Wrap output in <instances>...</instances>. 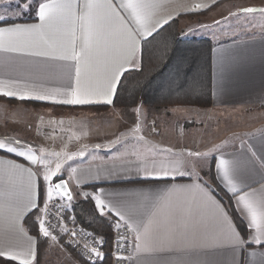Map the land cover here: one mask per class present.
Masks as SVG:
<instances>
[{"label":"crops","instance_id":"1","mask_svg":"<svg viewBox=\"0 0 264 264\" xmlns=\"http://www.w3.org/2000/svg\"><path fill=\"white\" fill-rule=\"evenodd\" d=\"M42 2L46 0L37 3L34 20H16L0 26L39 24L37 10ZM60 2L62 0H57ZM69 2L78 14L77 5L82 6L86 0ZM97 2L102 5L105 0ZM108 2L115 6L117 16L129 29L137 33L143 31L132 10L121 7L129 0ZM140 2L146 5L140 9V15L148 31L154 33L169 20L177 18L181 37L211 39V106L201 108L204 110L193 106H171L153 111L137 104L130 110L134 114L141 113L139 120L135 119L136 115L130 120V116L123 113L118 123L112 120L103 124L87 106L108 105L106 109L109 110L122 109L106 103L102 96L89 97L93 102L85 105L20 99L48 94L54 95L57 101L70 98L64 93L70 83L74 85L73 62L54 58L63 54L60 45L71 39L73 28L79 50L82 27L75 16L65 22V9L56 10L59 23L55 30L48 31V43L35 38L33 45L20 46L17 51L0 49V96L15 100L12 104L0 100V142L16 148V152H9L7 147L0 149L8 154L0 153V251L10 254L0 257L18 264L25 259L31 260V264H87L64 246L60 238L52 234L46 238L39 232L37 218L42 219L49 184L44 175L49 169L55 171L59 163L61 170L50 183L54 185V178L61 176L69 186L72 199L90 198L96 208V197H99L107 206L103 215L120 220L116 215L119 211L125 216L123 222L133 232L131 264H202L205 261L208 264H262L264 261V240L256 244L250 239L257 231L249 227L250 215L242 204L237 203L238 197L245 193L249 199L264 195V126L259 127L264 122L247 128L242 120L237 128L225 129L219 136H210L206 128L200 131L195 125L204 122L206 127H216L219 132L218 128H223L226 121L216 125L218 118L213 116L217 112L264 108V0ZM249 7L256 11H242ZM106 13L105 7L92 9L93 18L103 19ZM116 24H119L118 20ZM146 37L136 36L134 57H130L133 62L124 63V69L138 66L140 42ZM117 45L122 51L129 47L126 41L117 40ZM10 46L15 45L6 41L5 48ZM8 92L15 95L8 96L5 94ZM110 95L113 99L114 93ZM203 112L209 117L195 121ZM181 118L188 119L191 126L179 131L176 126L186 124ZM120 123L125 129L106 134L112 125L117 128ZM141 123L147 128L139 131L142 137L139 144L119 143L132 139L129 136L133 134L132 129L128 127ZM170 127L173 131L167 130ZM199 139L207 141L209 157L205 160L190 155L197 153L194 143ZM20 152L34 155L37 163L33 164L27 155H19ZM81 152L83 155H79ZM221 158L247 162L241 178L234 181L235 193L230 191L231 186L217 167ZM163 169L170 174L163 175ZM207 170L211 172L206 173L210 180L201 174ZM212 176L230 196L247 228L245 235L239 232L226 205L211 190ZM52 198L58 199L55 193ZM30 200L36 202L37 208L31 207ZM69 204L68 200L64 205L66 211ZM35 209L38 210L35 219L38 235L42 238L40 244L37 235L23 222ZM144 225L160 238L155 252L136 251L135 236L137 230L143 232ZM229 229L246 241L243 248L234 247L232 241L222 235ZM168 248H174L179 255L162 251ZM200 249L203 254H194V250ZM29 250L36 253L35 259L27 255ZM252 253L255 255H250ZM12 255H18L19 259H12Z\"/></svg>","mask_w":264,"mask_h":264},{"label":"snow or ice","instance_id":"2","mask_svg":"<svg viewBox=\"0 0 264 264\" xmlns=\"http://www.w3.org/2000/svg\"><path fill=\"white\" fill-rule=\"evenodd\" d=\"M0 3L11 4L15 3L20 11L16 12L15 15L21 16L24 12L28 11L32 6V0H0ZM79 13L76 14L73 11V5L69 0H62L57 3V0H46V2L39 3L37 10V17L40 21L39 24L33 25H19L15 24L12 26H0V49L6 51H17L20 46L33 45L38 38L44 43H48L47 34L48 31L56 29L59 23V18L56 15L57 9L67 10V15L63 18L65 22H70L71 17L75 16V19L81 22L82 36L80 37L79 50H77V37L75 35V29H71V39L60 46L63 49V54L55 57L54 59L61 61H71L74 66L75 80L74 85L69 84L65 95L70 98L63 101H57L54 99V95H39L36 97L22 96L20 99H38L41 101H52L54 103H64L69 105H85L92 103L89 99L91 96H102L104 101L108 104L112 103V96L110 94L115 93L118 87V82L123 71L124 63H132L130 57H134V46L137 35L151 36L152 32L146 28V23L143 17L140 15V9L146 7L145 4L141 3L140 0H129L128 3L122 4L121 7L132 10L134 18L138 25L143 29L142 32L137 33L127 27L122 19L116 14V8L108 0H105L104 4H100L97 0H86V2L80 6ZM97 7H105L107 13L103 19L93 18L92 9ZM245 13L255 12L256 9L249 7L242 10ZM8 17L0 15V24H6ZM119 24H116V21ZM117 40L126 41L129 45L127 51H122L118 45ZM9 45H15L5 48V42ZM37 55H43L44 53H36ZM222 62V60H221ZM8 96H14L15 93H5ZM19 143V141H17ZM7 147L9 152H16L15 147H8L5 143L0 142V149ZM19 155H27V159L32 161L33 164L37 163L34 155H28L26 152H20ZM55 155H60L55 153ZM67 155V154H66ZM83 155V153H79ZM199 157L200 153H190ZM179 165H177L178 167ZM247 162L242 160L228 161L221 158L218 162L217 167L222 170L224 180L231 186L230 191L235 193L237 191L235 187V179L241 178L242 171L246 168ZM61 170V165H56L55 171L51 169L44 175V180L49 181L46 189V200H51L53 193L57 196L66 197L69 201L72 200V196L67 188V183L61 181L60 183H50L52 177L55 176ZM163 175L168 176L170 173L167 169H163ZM183 174V173H181ZM199 187V186H197ZM238 204H242L243 209L247 210L250 215L249 227H254L257 231V235L252 236V239L256 244H260L264 240V195H261L257 199H249V195L245 193L238 197ZM32 208H37V204L34 200H30ZM96 208L100 210L101 215L104 214L103 210L105 207L104 200L96 197ZM111 211V209H109ZM116 215L121 221L125 220V216L121 212L117 211ZM38 219L39 232L44 237H49L50 233L47 227H45V221ZM117 227L120 225L117 224ZM67 231V229H65ZM75 235V233H73ZM227 239L231 240L234 247L243 248L246 241L242 240L239 235L228 231L222 233ZM55 239V237H53ZM136 251L138 253H152L157 251V245L161 242L160 238L155 235L147 225L143 226V232L137 230L135 236ZM142 241V243H141ZM171 242V239L170 241ZM101 243H103L101 239ZM170 253L178 252L174 248H168L166 250ZM91 253L97 258H103V254L96 248L91 249ZM194 254L201 255L203 250H194ZM10 255L9 253L0 251V256ZM32 259H35L36 253L29 250L27 253ZM250 255H255L254 253ZM12 259H19L18 255H12ZM22 264H31V260L25 259ZM202 264H208L207 261ZM264 264V261H262Z\"/></svg>","mask_w":264,"mask_h":264},{"label":"trees","instance_id":"3","mask_svg":"<svg viewBox=\"0 0 264 264\" xmlns=\"http://www.w3.org/2000/svg\"><path fill=\"white\" fill-rule=\"evenodd\" d=\"M36 6L37 4L20 19H7L6 23L16 20H34ZM212 49L211 39L181 37L178 19L169 20L151 36L141 40L138 66L123 72L111 105L130 110L141 103L153 111L171 106L210 107L212 104ZM0 100L8 104L15 103L14 99L4 96H0ZM90 107L104 110L108 105L87 106V108ZM0 153L8 155L1 150ZM211 178L212 182L209 184L211 190L226 205L239 232L245 235L247 228L236 212L230 196L224 192L214 176ZM59 179L61 176H56L54 181ZM39 193L41 196V189ZM37 212V209L31 211L25 216L23 222L31 233L37 235L40 244L42 238L38 235L35 219ZM66 215L72 216L76 223L92 233L104 235L109 239V222L112 218L101 215L90 198L72 199ZM0 264L18 263L0 257ZM100 264H106V262Z\"/></svg>","mask_w":264,"mask_h":264},{"label":"built area","instance_id":"4","mask_svg":"<svg viewBox=\"0 0 264 264\" xmlns=\"http://www.w3.org/2000/svg\"><path fill=\"white\" fill-rule=\"evenodd\" d=\"M66 208L59 199L52 198L43 203L45 227L49 233L60 238L64 246L70 248L87 264H131L133 258V232L129 225L118 219L109 222L110 237L96 235L66 215ZM120 226L117 227L116 225ZM67 229V231H65ZM75 233V235H73ZM101 239L103 243H101ZM96 248L103 254L97 258L91 253Z\"/></svg>","mask_w":264,"mask_h":264},{"label":"rangeland","instance_id":"5","mask_svg":"<svg viewBox=\"0 0 264 264\" xmlns=\"http://www.w3.org/2000/svg\"><path fill=\"white\" fill-rule=\"evenodd\" d=\"M39 1L40 0H32L31 8L28 11L24 12L23 15H21V16L15 15L16 12L20 11V9L17 7V5L15 3L11 4V6H8L7 4L0 3V15H5L8 17V19H20L21 17L25 16L28 12H30L31 9H33ZM138 107L146 108V106L141 104V103L138 104ZM196 108L198 110H204V109H201L199 107H196ZM130 111L131 110H129V109L128 110L122 109L121 111H118L117 109H112V110L105 109V111L92 109L90 111V113L94 114V116H99L98 119H100L103 124L110 122L112 120L114 122L118 123V121L120 120L119 117H121L123 115V113L129 115L130 120L132 119V116L134 118L135 115H136L135 119H137V120L140 119L141 113L139 111L137 112V114H134L133 111H131V112ZM87 112H88V110H87ZM228 112H229V114H227ZM174 116H176V115H174ZM208 117L209 116H207V114L205 112H203V113H200L199 116H197V119H195V121L200 122V119H206ZM213 118H218V123L216 125H221L222 123L224 124V121H226V124H224L223 128H218L219 132H217L216 127H212V129L209 126L206 127V124L204 122L203 123L200 122L201 125H199V123H196L195 125L200 127V129H201L200 131H204L206 128L207 133L209 135L210 134H212V135L218 134L217 136H219L220 133H222L223 130H225V129L227 131V130H233L234 128H237V126L239 124L238 122H242V120L245 123V127H247V128L253 126V124H255V123H256L255 126H258L259 124L263 123L264 122V108H257V107H253L250 109L246 108L244 110H239V112H235L233 110H230V111L225 110L223 112H221V111L217 112L216 114H214ZM180 120H184L185 121L184 123H186V124H185V126H183L182 124L179 123L176 126L177 130L182 131V127L189 128L191 126V124H189L188 119H182L181 118ZM60 126L65 128V126H63V125H60ZM263 126H264V124L259 125V127H263ZM124 127H125V125L121 124V123L117 125V128H114V125H112L111 129H107L108 131L106 132V134H110L111 132H113L116 129L123 130V129H125ZM149 127L153 128L152 125H150ZM128 128L132 129L131 131L133 134L129 135V136H131L132 139H130L128 141H119V143L125 144L127 142L126 143L127 145L128 144H134V143L139 144L142 140L141 132H139V131H142L143 129L147 128V125L141 123V124H135V125H133V127L131 126ZM167 130L173 131V128L170 127ZM136 131H138V132H136ZM205 135H206V133H205ZM59 138H60V136H59ZM104 140H105V142H108L107 138H105ZM206 143H207V141L205 139H202V140L199 139L198 141H196L194 143L195 148L198 149L197 153L201 154L198 158H202L203 160H205V159H207V157H209V155H208L209 149H208V146L205 145ZM199 145H201V147H199ZM191 150H192V148H191ZM204 164H206V162H204ZM190 171H192V170H190ZM206 173L207 174L209 173L208 170L203 171L201 174L204 176V175H206ZM206 178H208L210 180V178L207 175H206ZM57 198L60 200V202L63 205H65V203L68 201L67 199H65L61 196H57Z\"/></svg>","mask_w":264,"mask_h":264},{"label":"water","instance_id":"6","mask_svg":"<svg viewBox=\"0 0 264 264\" xmlns=\"http://www.w3.org/2000/svg\"><path fill=\"white\" fill-rule=\"evenodd\" d=\"M61 181L66 182L64 179H60V180L56 181L55 184H56V183H60ZM66 183H67V182H66ZM67 188H68V190H69V192H70V189H69L68 184H67ZM70 194H71V192H70ZM63 198H66V197H63ZM66 199H67V198H66Z\"/></svg>","mask_w":264,"mask_h":264}]
</instances>
